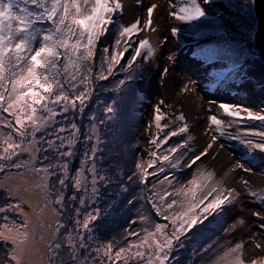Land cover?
Wrapping results in <instances>:
<instances>
[{
    "label": "snow or ice",
    "instance_id": "snow-or-ice-1",
    "mask_svg": "<svg viewBox=\"0 0 264 264\" xmlns=\"http://www.w3.org/2000/svg\"><path fill=\"white\" fill-rule=\"evenodd\" d=\"M211 3L181 0L179 8L169 14L182 24H193L207 17L206 6ZM256 3L243 0L241 7L254 10ZM155 8L147 9L146 28L151 27ZM122 9L120 0H0V113L12 118L0 115V129H7L0 131V173L15 169L20 179L34 180L45 207L51 206L58 217L50 225L52 238L45 246L47 259L43 264H172L176 259L172 254L184 249L209 217L226 211L241 195L211 172L198 170L185 183H173L176 177L170 169L192 168L206 151L184 159L187 153L179 150L187 148V141L162 148L189 129L187 124L178 129L162 124L166 116L156 106L153 121L157 135L149 141L155 150L149 153L147 167L136 163L127 179L146 186L148 194L139 199L167 223L154 221L141 211L139 220L145 227L127 231L122 246L108 242L92 247L89 243L100 218V209L94 205L101 198V189L111 183L105 171L100 126L116 113L114 101L104 106L103 118L92 113L84 124L95 83L124 73L117 84V90H123L140 72L139 61H150L155 55L148 40H133L142 31L139 20L121 26L112 45L103 44ZM180 30L173 27L172 36ZM219 108L231 120L226 123L217 114L209 115L216 133L213 142L218 136H227L246 154L264 158V109L253 111L229 102H219ZM176 120L183 121L184 116ZM257 121L259 129L241 128ZM234 126L235 133L229 132ZM77 157L79 165L74 169ZM150 177H157V182L151 183ZM249 192L264 202V196L251 189ZM128 203L133 204V200ZM7 208L22 211L19 202L9 203ZM65 211L72 213L68 218L71 228L62 219ZM2 212L5 207H0ZM3 229L0 240L12 244L6 264H32L26 259L28 221L12 226L5 223ZM242 247L237 243L227 248L213 264H244ZM252 264H264V260Z\"/></svg>",
    "mask_w": 264,
    "mask_h": 264
},
{
    "label": "rangeland",
    "instance_id": "rangeland-1",
    "mask_svg": "<svg viewBox=\"0 0 264 264\" xmlns=\"http://www.w3.org/2000/svg\"><path fill=\"white\" fill-rule=\"evenodd\" d=\"M120 2L123 5L122 12L116 14V25L103 40V44L112 45L121 26H131L139 20L142 31L138 36H133V40H148L155 55L150 61H139L140 72L123 90H117V84L124 78V73H116L107 80L95 83V92L86 109L84 124L87 125V117L92 113L103 118L104 106L113 104L114 101L116 113L111 119L105 118V123L100 126L105 171L111 183L101 189V198L94 205L100 209V218L94 224L93 239L89 243L92 247L108 242L122 246L127 231H140L145 227L139 220L141 211L151 215L154 221L167 223L162 218L155 217L150 205L139 199L148 194L146 186L127 179L135 171V152L139 151L138 163L147 167L149 153L155 150L149 141L157 135L153 116L156 106H160L161 112L166 116L162 124H170L171 129L187 124L189 129L187 133H183L188 136L187 139H179V135L172 137L176 140L175 143L170 139L166 148L176 146L181 141H190L193 146L192 149H186L187 156L184 159L206 151V155L192 168H183L185 180L181 183H185L199 170L211 172L217 180L235 187L241 194L240 198L228 205L224 213V218H228L233 227L230 234L233 242L231 247L237 243L242 244L244 264L264 260V202L249 192L251 189L259 193V196H264V158H253L246 154L238 142L229 140L227 136H218L213 142L212 137L216 133L208 120L211 114H217L226 123L231 120L219 108V102L242 104L253 111L264 109V60L255 44L258 26L255 10L241 7L243 0H212L206 6V18L193 24H182L169 14L179 8L181 0ZM152 5H156L152 24L150 28H146L147 9ZM173 27L181 29L177 36L171 34ZM132 98H138L135 104ZM131 104L135 106L136 122L131 133L132 139H128L125 134L128 131L127 115ZM181 114L184 120L177 121L176 118ZM0 115L12 119L7 113ZM253 126L257 129L261 127L257 121L243 124L241 128ZM235 131V126L229 129V132ZM209 144H212L211 148L208 147ZM239 164H243V169L238 167ZM78 165L79 157L73 168ZM159 178L162 179V176ZM157 179L150 177L151 183H156ZM35 183L30 177H17L15 169L0 173V190L8 193L12 204L19 202L22 208V211L11 210L7 208L9 203L4 205L5 212L0 213V230H4L5 223L12 226L13 223L19 225L27 220L28 241L36 238L39 245L44 246V252L26 259H30L32 264H43L47 259L45 246L52 238L53 229L50 225H54L58 217L52 213L51 206L45 207L43 196ZM130 199L133 204L128 203ZM5 201V197L3 199L0 194V203ZM71 214L65 211L62 217L69 228L72 226L68 219ZM5 215L8 217L7 221L3 219ZM219 216L220 214L209 217L195 238L186 242L184 249L172 254L176 257L172 264H213L217 255L224 251L219 249L220 243L214 245L209 240L213 235H210L211 230L208 229ZM215 238L220 239L217 236ZM2 241L4 240H0V243ZM4 243H8L10 252L11 242ZM2 250L3 247H0V263L4 257Z\"/></svg>",
    "mask_w": 264,
    "mask_h": 264
},
{
    "label": "trees",
    "instance_id": "trees-1",
    "mask_svg": "<svg viewBox=\"0 0 264 264\" xmlns=\"http://www.w3.org/2000/svg\"><path fill=\"white\" fill-rule=\"evenodd\" d=\"M135 98V97H134ZM134 98H132V102L134 100ZM138 98H136L134 100V104H135V101L137 100ZM135 106H133L131 104V109H130V112L129 114L127 115V118H128V124H127V127H128V131L126 132L125 136L128 138V139H132V131L134 130V126H135V122H136V114H135ZM163 135V134H161ZM187 139L188 136L186 134H180L179 135V139ZM173 140V142L175 143V139L174 138H171ZM178 142V141H177ZM184 141H181V143H183ZM192 146L193 144L190 142V141H187V148H181L180 151L183 153L186 151V149L188 150V148H191L192 149ZM162 148H166V144L162 146ZM135 154H137V160H136V163H138V155H139V151L137 150L135 152ZM121 158H122V155H121ZM169 172L173 173L176 177V180L174 181V183H181L183 180H185V175H184V169H175V170H169ZM193 175V174H192ZM216 178V177H215ZM0 194L3 196V199L5 197L6 201L3 202V203H0V207H3L4 205H7L8 203H11L12 202V199L9 197L8 193L3 191V190H0ZM224 213H221L222 214V217H221V214L218 218H216V221L214 222V225H210V228L208 229L210 231V235L212 237L209 238L210 241H212V244H219L220 243V248L221 250H226L227 248H230L231 247V244L233 243L232 242V238H231V232L233 230V227H232V223L231 221H229L228 218H224ZM65 221V220H64ZM63 231V230H62ZM220 237V239H216L215 237ZM208 240V242H210ZM0 247H3V250H2V255L4 256L3 257V260L1 261L0 264H6V262L8 261V253H9V245L8 243H4V241H2L0 243ZM219 252V251H217Z\"/></svg>",
    "mask_w": 264,
    "mask_h": 264
},
{
    "label": "water",
    "instance_id": "water-1",
    "mask_svg": "<svg viewBox=\"0 0 264 264\" xmlns=\"http://www.w3.org/2000/svg\"><path fill=\"white\" fill-rule=\"evenodd\" d=\"M255 13L258 19V26L255 33V44L264 60V0H257Z\"/></svg>",
    "mask_w": 264,
    "mask_h": 264
},
{
    "label": "bare ground",
    "instance_id": "bare-ground-1",
    "mask_svg": "<svg viewBox=\"0 0 264 264\" xmlns=\"http://www.w3.org/2000/svg\"><path fill=\"white\" fill-rule=\"evenodd\" d=\"M36 238L30 239L27 243L26 257H33L35 254L42 255L44 252V246H40ZM38 256V255H37Z\"/></svg>",
    "mask_w": 264,
    "mask_h": 264
}]
</instances>
